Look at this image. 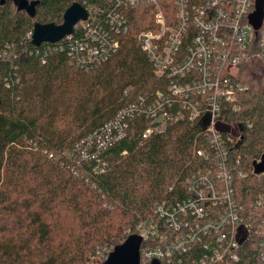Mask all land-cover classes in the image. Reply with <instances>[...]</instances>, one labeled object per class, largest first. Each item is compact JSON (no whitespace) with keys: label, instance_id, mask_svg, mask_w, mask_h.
<instances>
[{"label":"trees","instance_id":"16d2710c","mask_svg":"<svg viewBox=\"0 0 264 264\" xmlns=\"http://www.w3.org/2000/svg\"><path fill=\"white\" fill-rule=\"evenodd\" d=\"M28 1L34 16L0 0V264H90L99 246L116 247L140 224L159 222V203L190 196L189 177L205 167L195 156L205 147L204 124L183 117L143 138L148 119L135 115L124 119L123 138L108 139L103 130L122 109L167 88L138 40L154 24L148 7H123L130 30L118 50L84 70L68 41L35 46L28 33L36 23L61 24L76 1L97 12L115 3ZM238 80L248 86L239 117L252 127L241 128L234 147L247 173L235 177V196L249 207L264 196V56L243 63ZM152 246L146 239L141 251ZM261 253L250 242L242 262L264 264Z\"/></svg>","mask_w":264,"mask_h":264},{"label":"built area","instance_id":"2783aa9c","mask_svg":"<svg viewBox=\"0 0 264 264\" xmlns=\"http://www.w3.org/2000/svg\"><path fill=\"white\" fill-rule=\"evenodd\" d=\"M112 1V9L98 12L83 4L88 18L74 28L81 34L60 40L70 43L73 61L90 70L108 60L130 30L122 8L146 5L154 24L141 31L138 40L155 73L168 84L149 100L141 98L122 109L104 128L105 136L123 138L124 119L135 115L148 119L143 138L166 131L183 117L203 121L206 134L205 147L195 151L205 167L189 177L190 196L159 203L160 221L138 226L135 234L156 245L141 251V263L172 264L188 255L190 264H249L242 262L245 247L250 242L264 246V196L249 207L238 203L235 177L247 173L238 170L241 155L233 152L241 128L252 127L250 120L239 117L240 94L248 90L238 80L241 66L264 56V23L256 30L250 21L256 0Z\"/></svg>","mask_w":264,"mask_h":264},{"label":"water","instance_id":"95a60500","mask_svg":"<svg viewBox=\"0 0 264 264\" xmlns=\"http://www.w3.org/2000/svg\"><path fill=\"white\" fill-rule=\"evenodd\" d=\"M19 10L25 9L31 16L35 15V3L28 0H12ZM6 0H1V4ZM88 18L87 8L76 1L67 8L61 24L36 23L33 28L32 43L40 46L43 43L59 42L74 32L76 24ZM250 21L256 30L264 23V0H256L254 12L250 15ZM143 237L138 234H130L126 240L117 245L110 252L103 264H141V246Z\"/></svg>","mask_w":264,"mask_h":264},{"label":"rangeland","instance_id":"374dc122","mask_svg":"<svg viewBox=\"0 0 264 264\" xmlns=\"http://www.w3.org/2000/svg\"><path fill=\"white\" fill-rule=\"evenodd\" d=\"M114 246L104 245L97 248L96 254L91 256L90 264H103L110 254L114 250Z\"/></svg>","mask_w":264,"mask_h":264}]
</instances>
